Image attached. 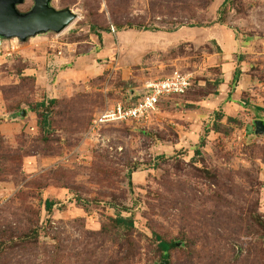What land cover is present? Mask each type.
Returning <instances> with one entry per match:
<instances>
[{
    "label": "rangeland",
    "instance_id": "rangeland-1",
    "mask_svg": "<svg viewBox=\"0 0 264 264\" xmlns=\"http://www.w3.org/2000/svg\"><path fill=\"white\" fill-rule=\"evenodd\" d=\"M51 6L76 19L0 54V264H264V0ZM175 72L185 94L95 128Z\"/></svg>",
    "mask_w": 264,
    "mask_h": 264
},
{
    "label": "water",
    "instance_id": "water-1",
    "mask_svg": "<svg viewBox=\"0 0 264 264\" xmlns=\"http://www.w3.org/2000/svg\"><path fill=\"white\" fill-rule=\"evenodd\" d=\"M26 0H0V37L26 42L41 34L62 33L76 16L68 9L57 11L51 6L53 0H34V7L21 13L18 6ZM256 133L264 135V122L256 121ZM161 264H169L167 261Z\"/></svg>",
    "mask_w": 264,
    "mask_h": 264
},
{
    "label": "built area",
    "instance_id": "built-area-1",
    "mask_svg": "<svg viewBox=\"0 0 264 264\" xmlns=\"http://www.w3.org/2000/svg\"><path fill=\"white\" fill-rule=\"evenodd\" d=\"M116 30L112 28V33ZM20 41L18 39H5L0 37V54L12 56ZM191 87V79L187 75L175 72L168 78L149 82L145 86V93L135 104L124 106L119 104L101 114L94 121L95 128L106 125H116L140 121L153 114L159 103L168 97L185 94Z\"/></svg>",
    "mask_w": 264,
    "mask_h": 264
},
{
    "label": "trees",
    "instance_id": "trees-1",
    "mask_svg": "<svg viewBox=\"0 0 264 264\" xmlns=\"http://www.w3.org/2000/svg\"><path fill=\"white\" fill-rule=\"evenodd\" d=\"M147 30H149V31H154V29H147ZM238 80H239V73H235V75H234V77H233V81H232V84H231V91L233 92V90H234V88H235V85H236V83L238 82ZM52 103L53 102H56V100H54V101H51ZM46 106V104L44 103V102H42V103H40L39 105H37V107H39V108H42V107H45ZM44 119V123L45 124H47V119L46 118H43ZM53 206H54V203L52 202V201H47L46 202V209L48 210V211H51L52 210V208H53ZM115 223H116V225H118V226H121V227H132L133 226V222L130 220V219H126V218H124V217H121V216H119L115 221H114ZM159 246H160V248L162 249V251L164 252V257L165 258H168L169 257V255H168V253H169V251L175 246L174 245V243H168V242H161L160 244H159Z\"/></svg>",
    "mask_w": 264,
    "mask_h": 264
}]
</instances>
